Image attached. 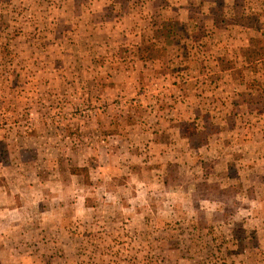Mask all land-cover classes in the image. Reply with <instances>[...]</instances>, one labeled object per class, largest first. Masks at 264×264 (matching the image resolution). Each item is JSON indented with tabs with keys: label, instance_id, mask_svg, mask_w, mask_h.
<instances>
[{
	"label": "rangeland",
	"instance_id": "374dc122",
	"mask_svg": "<svg viewBox=\"0 0 264 264\" xmlns=\"http://www.w3.org/2000/svg\"><path fill=\"white\" fill-rule=\"evenodd\" d=\"M0 264H264V0H0Z\"/></svg>",
	"mask_w": 264,
	"mask_h": 264
}]
</instances>
